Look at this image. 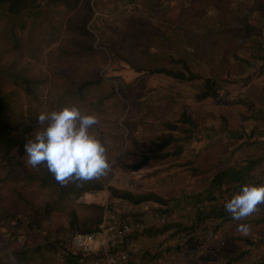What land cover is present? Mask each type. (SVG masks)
I'll return each mask as SVG.
<instances>
[{
  "label": "rangeland",
  "instance_id": "rangeland-1",
  "mask_svg": "<svg viewBox=\"0 0 264 264\" xmlns=\"http://www.w3.org/2000/svg\"><path fill=\"white\" fill-rule=\"evenodd\" d=\"M87 1H78L72 12L68 9L73 8L75 0H35L38 6L27 7L28 15L23 12L20 20L0 12V66L6 72L20 71L40 81L28 92L8 72L4 73L2 88L10 96L9 114L35 117V132L42 127L37 120L41 112L75 105L83 113L96 114L100 123L91 131L105 144L111 169L103 177L106 180L103 189L84 192L76 202L102 205L105 199L110 203L128 201L112 195L111 187L133 192L154 191L165 197H177L178 203L176 198L172 201L180 220L189 226L197 224V201L193 198L195 203H186L185 200L188 193L199 191L208 183L204 176L208 168L242 162L249 155L264 156V68L259 70L258 59L264 47V10L255 7L242 20L248 26L229 25L214 43L201 36L197 39L191 31L195 29L192 18L201 14L216 17L223 10H237L242 0H89L90 10ZM243 1L251 6L255 4L254 0ZM81 10L82 15H89L86 24L78 16ZM126 16L142 20L147 31L143 37L149 44L147 51L140 52L139 46L126 38L123 31ZM19 23L24 24L22 29ZM85 28L92 37L76 34ZM74 36L81 41H72L76 39ZM78 42L81 45L88 42L92 48L86 52H69ZM183 46L190 67L200 74L199 78L180 80L161 72L138 70L137 61L147 66L179 67L175 60L184 53ZM204 76L215 79L216 94L200 95ZM85 77L94 79L91 86L76 89ZM247 100L261 112H250ZM182 111L198 121L202 137L184 142L179 153L136 170L128 168L126 163L149 151L151 139L166 130L163 121H179ZM254 124L260 130L254 129L249 136ZM25 160L24 154L22 169L0 162V239L8 236V228L12 229L7 220L10 215L25 220L17 210L24 205L31 210L53 193L25 175L26 171L39 173L43 165L39 170L31 169ZM251 173L257 184H264V159L254 164ZM240 188L221 191L215 196L216 201L226 202ZM160 207L151 200L137 205L145 220L160 213ZM76 208L81 219L92 213L86 206ZM67 219L65 215L56 216L57 222L63 221L60 234L68 238L65 241L68 243L72 236L69 233L73 231ZM210 220L211 227L196 234L204 237V243L195 253L180 246L184 232L170 231L171 228L168 232L159 231L162 237L157 233L147 234L146 247L162 251L172 243L174 254L163 264H226L227 254H237L242 249L247 251L229 264H251L264 258V207L243 221ZM94 223L89 219L81 229ZM241 223L250 228L247 236L237 231ZM45 226L53 235V223L47 220ZM24 230L22 224L13 229L15 238L11 241L21 244L27 237ZM28 237L26 243L30 245L44 240L42 235ZM64 257L63 250L57 247L56 252L45 253L42 258L35 255L32 264H65Z\"/></svg>",
  "mask_w": 264,
  "mask_h": 264
},
{
  "label": "trees",
  "instance_id": "trees-1",
  "mask_svg": "<svg viewBox=\"0 0 264 264\" xmlns=\"http://www.w3.org/2000/svg\"><path fill=\"white\" fill-rule=\"evenodd\" d=\"M80 0H75L73 4V8L68 9L69 11L74 12L76 9V4ZM82 1V0H81ZM85 1V0H83ZM255 4L251 6V3H246V1H241L237 10H223L222 13L217 15L216 17H210L202 14L199 17H193L192 22H194V28L191 29L193 34L198 37L201 36L203 39H207L211 42L216 43L218 38V34L227 30L228 26H234L239 23H244L242 20L246 19L252 11L256 8H260L262 11L264 10V0H254ZM34 2V3H33ZM89 0L87 1V4ZM253 3V2H252ZM37 3L35 0H0V12L4 15L7 14L10 17L16 18L20 20L23 12L28 15L26 11L27 7H37ZM89 9V4L87 6ZM223 9L225 6L222 7ZM24 14V15H25ZM81 16L82 24H86L89 15H82L81 13L78 15ZM77 16V17H78ZM237 17V18H236ZM201 20V21H200ZM142 20H134L130 16H126L123 18V23L126 25L123 29L126 38H128L129 42L132 45L139 46L140 52L147 51L149 46L148 43L143 41V37L147 32L146 29L142 26ZM247 25V23H244ZM19 28L22 29L24 24L19 23ZM85 27V26H84ZM198 28V30H196ZM83 30V29H82ZM14 33V32H13ZM86 33V35L92 34L86 28L82 32H76L77 35H82ZM15 38L17 34H14ZM76 39L72 41H81L79 38L74 36ZM92 40V39H91ZM74 45L69 52L79 53L89 51L92 46L90 43L86 42L85 45ZM15 48H17L15 46ZM182 50L183 54H180L176 58V62L179 63V67H170L166 65H151L147 66L144 62L137 61L138 70H144L148 73L153 72H161L163 74L178 78L180 80H190L194 78H199L200 74L190 67V62L185 53H188L186 48L183 46ZM68 51V50H67ZM141 57H138V60ZM259 70L261 71L264 68V47L263 50L258 54ZM9 75L14 77L21 85L25 87V89L30 92L33 90V87L36 86L40 81L39 79L25 76L20 71H7ZM5 68L0 66V162L4 164L16 165L19 168H25L22 159L24 157V144L30 139L36 127V119L31 115H18V117H11L9 114L10 110V96L9 94L3 90L2 88V78L4 73H7ZM94 79L92 77H85L79 82L76 89H81L84 87H89L93 83ZM216 82L210 76H204L202 79V88L200 91V95H204L206 93H214L216 94ZM248 108L250 112H261L259 108L254 107V104L251 100H247ZM180 121V122H179ZM179 121L173 120H165L163 121V125L166 130L157 134L150 141L149 151H144L140 154V156L130 162L126 163V166L132 170H136L140 167L146 166L151 161L161 160L168 155L179 153L183 146L184 142L191 141L195 138L202 137V131L199 128L198 121L192 117V115L186 111H182ZM227 128V126L225 127ZM255 130H260V126L254 124L253 127L248 132V135ZM182 131L183 133H180ZM174 142V143H173ZM169 148L168 146L171 145ZM261 159H264V156L261 154L249 155L245 156L242 162L231 163L227 162L224 165L217 167V164L208 168V171L204 173L205 180L208 183L199 191H195L194 193H188L186 203L194 202L193 198L198 202L200 200H204L206 197L207 200L211 198H216L218 193L221 191H228L230 189H235L241 187L244 184H257L258 181L253 180V175L251 173V168H253L255 163H258ZM25 175L29 179H35L40 182L41 185L46 186L53 190L52 196L45 200L41 205L34 206L31 210L26 209L24 205L21 210H17L18 213L23 215L21 216H9L7 220H10L9 223L12 225V229L8 228L10 231L6 234L8 235L6 238L0 239V247L2 248V254H0V264H32V260L34 256H40L41 258L45 256V253L56 252L57 247L63 250L65 255L64 260L65 264H71L72 260L80 257L81 255L69 250L66 248L65 241L66 239L62 234V226L61 223L63 221L56 220V216L65 215L68 216L67 223L69 227L72 228L71 231L74 230H94L97 227V224L101 220L102 217V208L103 206L98 202L91 203H81L76 202V199L84 192L87 191H96L101 190L105 186V178H101L99 180L90 181L82 184L81 186H76L75 184H69L68 186L62 187L59 183L56 182L54 176L47 170L45 166L43 169L37 173L35 171H26ZM110 191L112 195L118 196L120 198L127 199L133 203H141L143 201H154L161 205L160 210H168L171 209L173 205V201L178 203L177 197H165L154 191H144V192H133L129 189H117L116 187H111ZM184 193V192H183ZM202 196H204L202 198ZM186 197V196H185ZM184 197V198H185ZM181 204V201H180ZM224 203L222 202H212L205 204L204 209H197L195 212V217H197L198 221L206 220L210 218H232L231 215L225 210ZM82 205L89 207L92 210V213L83 219L80 218L79 213L77 211L76 206ZM264 207V205H261ZM142 218L143 214H139ZM89 219L95 221V223L87 228H82L81 225L85 224ZM50 220L53 223L54 228L52 229L53 235L50 234V229L45 226V222ZM23 221V222H22ZM22 222V223H21ZM49 222V221H48ZM60 222V223H59ZM59 223V224H58ZM22 224L25 227V234L27 237L30 234H35L36 236L42 235L44 238L43 241H37L34 245H30L27 242V237H25L24 241L21 244L13 243L11 240L15 238V232L13 229L19 227ZM6 226V224H4ZM4 225H2L4 227ZM76 225V226H75ZM195 224L189 226L186 222L182 220H178L174 223H168L162 225L160 227L149 226L146 229L147 234H155L159 231H165L169 228H173V231H183L187 234L186 239L182 241L180 246L185 247L190 252H197L199 248L204 243V237L201 235L191 234L193 227ZM1 226V225H0ZM4 231V230H2ZM191 231V232H189ZM73 232L69 234L72 235ZM29 238V237H28ZM30 239V238H29ZM247 251V249H242L237 254H227V263L233 260H238L243 254ZM84 264V263H77ZM251 264H264V258H260L258 260L253 261Z\"/></svg>",
  "mask_w": 264,
  "mask_h": 264
},
{
  "label": "clouds",
  "instance_id": "clouds-1",
  "mask_svg": "<svg viewBox=\"0 0 264 264\" xmlns=\"http://www.w3.org/2000/svg\"><path fill=\"white\" fill-rule=\"evenodd\" d=\"M42 127L24 144L26 166L39 170L45 166L62 187L81 186L109 174L111 165L105 144L91 131L100 123L94 113H83L75 105L41 112ZM264 205V184H244L225 204L233 220L243 221L260 212ZM237 231L243 236L250 228L241 223Z\"/></svg>",
  "mask_w": 264,
  "mask_h": 264
},
{
  "label": "built area",
  "instance_id": "built-area-1",
  "mask_svg": "<svg viewBox=\"0 0 264 264\" xmlns=\"http://www.w3.org/2000/svg\"><path fill=\"white\" fill-rule=\"evenodd\" d=\"M216 198L204 199L196 203V209L202 210L205 204L215 202ZM217 202V201H216ZM136 203L118 200L102 203V217L94 230H78L72 234L66 248L81 256L71 264H163L173 256L175 246L165 245L168 249L150 250L146 247L149 226L160 227L180 220L175 208L162 210L149 220L140 218ZM203 222V223H202ZM211 220L206 219L194 225L191 234H198L211 227ZM169 230V229H168ZM167 230V232H168ZM173 231V228L170 231ZM161 237L164 235L157 233ZM179 234V233H178ZM187 234H182V240ZM173 239V237H172Z\"/></svg>",
  "mask_w": 264,
  "mask_h": 264
}]
</instances>
